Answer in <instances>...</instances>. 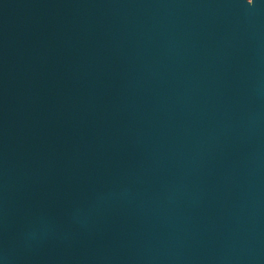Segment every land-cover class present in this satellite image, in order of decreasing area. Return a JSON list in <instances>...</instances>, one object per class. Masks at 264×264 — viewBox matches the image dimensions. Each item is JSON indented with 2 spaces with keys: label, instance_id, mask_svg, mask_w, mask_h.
<instances>
[{
  "label": "water",
  "instance_id": "water-1",
  "mask_svg": "<svg viewBox=\"0 0 264 264\" xmlns=\"http://www.w3.org/2000/svg\"><path fill=\"white\" fill-rule=\"evenodd\" d=\"M203 113L230 264H264V0H168Z\"/></svg>",
  "mask_w": 264,
  "mask_h": 264
}]
</instances>
